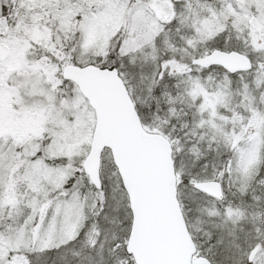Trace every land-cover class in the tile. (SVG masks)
I'll list each match as a JSON object with an SVG mask.
<instances>
[{"label":"snow or ice","instance_id":"snow-or-ice-1","mask_svg":"<svg viewBox=\"0 0 264 264\" xmlns=\"http://www.w3.org/2000/svg\"><path fill=\"white\" fill-rule=\"evenodd\" d=\"M0 264H264V0H0Z\"/></svg>","mask_w":264,"mask_h":264}]
</instances>
